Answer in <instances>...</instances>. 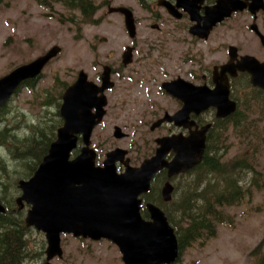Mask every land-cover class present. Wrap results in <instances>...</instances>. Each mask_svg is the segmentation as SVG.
I'll list each match as a JSON object with an SVG mask.
<instances>
[{
    "label": "rangeland",
    "instance_id": "rangeland-1",
    "mask_svg": "<svg viewBox=\"0 0 264 264\" xmlns=\"http://www.w3.org/2000/svg\"><path fill=\"white\" fill-rule=\"evenodd\" d=\"M93 1L100 6L95 23L83 21L78 11H74L76 20H70L66 16L72 11L60 2L48 8L40 5L39 0H0V77L34 60L53 45L62 47L33 87L20 86L0 109V198L8 202L11 217H16V221L25 216V211H19L16 203L20 195L17 182L29 178L35 170L29 177L21 172L28 171V167L24 168L14 155L18 144L12 136L24 138L32 134L35 127L51 125L56 133L55 140L62 124V95L80 70H85L95 82L106 64L114 73L115 86L106 92L107 114L92 134V146L101 156L98 162L101 163L110 150L123 147L129 150L132 162L139 165L155 153L157 137L179 132L170 124L151 129L152 123L166 112L173 114L179 109L176 99L162 90V81L181 75L198 84L201 80L196 75L202 74L205 68L211 71L216 61L210 52L202 62L203 56L198 53L208 45L186 48L152 27L160 23L152 11L156 0ZM111 6H127L133 10L137 21L134 39L128 35L123 15L110 12ZM164 23L171 29L172 20L166 18ZM135 41L139 47L133 53L135 61L125 67L122 54ZM189 52L195 59L192 65L185 59ZM242 79L246 78L234 82V97L240 101L239 110L244 112L241 113L248 116L242 126L246 127L255 113L264 114V93ZM215 111L211 108L200 120L215 121ZM50 119L60 125L50 124ZM116 125L127 133L124 138L114 136ZM169 128H173L172 133ZM237 133V127L227 123L222 144V150L227 153L222 161L230 164L237 158H244L248 163L249 168L242 170L239 182L243 188L242 197L233 205L223 206L226 221L218 224L216 236L184 249L175 264H255L251 253L260 244L264 250V130L261 127L249 146L238 142ZM190 180L185 173L172 179L178 190L172 201L164 204L166 207H181ZM158 187L162 188L161 182ZM24 238L27 245L24 264H45V234L28 227ZM62 246L64 256L53 259L51 264H125L119 247L107 239L96 241L67 234L62 235Z\"/></svg>",
    "mask_w": 264,
    "mask_h": 264
},
{
    "label": "water",
    "instance_id": "water-1",
    "mask_svg": "<svg viewBox=\"0 0 264 264\" xmlns=\"http://www.w3.org/2000/svg\"><path fill=\"white\" fill-rule=\"evenodd\" d=\"M164 2L168 4V1ZM222 10V2L207 10V20H210H206L204 30L225 18ZM109 11L124 16L126 29L130 37L135 38L137 25L133 10L127 6H111ZM198 29L199 25V34ZM193 32L196 33L195 30ZM61 50V46L54 45L36 59L0 77V109L25 80L39 76L45 65ZM132 60L133 47H128L123 53L122 62L127 65ZM237 70L250 72L252 85L264 90V63L254 59L224 64L221 73L215 72L214 88L196 86L179 78L164 82L166 91L177 96L184 104L175 113L166 112L154 121L151 129L169 122L187 128L189 132L156 138L158 147L155 154L138 166L130 163L131 159L126 157L129 151L122 147L107 152L102 165L96 164L97 152L91 146V136L107 112L105 91L115 82L111 79L112 69L108 65L102 72L101 85L90 80L84 70L80 71L75 82L63 94L60 114L64 122L57 129L56 139L33 175L18 181L22 191L17 198L19 208H23L25 202L30 205L25 224L45 233V264L64 256V233L93 240H112L118 245L125 264L177 262L180 246L175 228L166 212L153 202L146 203L150 218L143 217V199L140 195L151 190L155 175L163 168H167L168 177L172 178L201 162L211 123L200 126L191 118V113L200 114L214 107L216 117L225 118L235 112L237 102L230 97L226 72L236 75ZM126 135L121 127L115 126L116 138ZM80 136L83 142L80 153L72 157ZM171 151L174 156L169 160L167 155ZM118 162L124 165L123 171L118 170ZM174 189L170 180L164 183L162 196L165 201L172 199ZM0 212H6L1 201Z\"/></svg>",
    "mask_w": 264,
    "mask_h": 264
},
{
    "label": "trees",
    "instance_id": "trees-1",
    "mask_svg": "<svg viewBox=\"0 0 264 264\" xmlns=\"http://www.w3.org/2000/svg\"><path fill=\"white\" fill-rule=\"evenodd\" d=\"M55 2L62 3L65 8L72 11V14L66 16L72 21L76 20L74 11H78L83 21L96 22L95 15L100 6L93 0H39L40 5L48 8H53ZM61 19L62 17H60ZM29 80L25 81V85L33 87V83ZM234 92L235 87L232 90L233 96ZM261 92L264 93L263 90ZM235 99L238 101L236 112L223 119L215 118L216 120L212 122V127L208 133L207 147L202 162L185 173L191 177V180L186 185V193L182 197L181 207L169 209L164 205L166 202L159 201L157 187L161 182L162 175L160 173L155 177L152 192L146 195V200L159 204L166 211L178 237L180 256L184 249L195 242L204 243L216 236L218 224L226 221L223 206L233 205L242 197L243 188L239 183L243 176L241 172L243 169L249 168V165L244 158H237L230 164L222 161L227 153V151L222 150L224 131L227 123L233 124L237 127L238 142L246 143L249 146L253 136L255 137L261 127L264 130L262 125L264 114L255 113L248 124L249 127H242L248 116L246 117L244 112L239 110L240 101L237 97ZM50 124L60 125L53 123V119H50ZM240 127L242 128L240 129ZM55 136L56 133L53 132L51 125L35 127L32 134L24 138L19 139L12 136L18 144V149L14 151V155L17 156L19 163L24 168L28 167V171L26 169L21 171L25 177H29L32 171L37 169L36 167L47 154ZM77 152L75 151V153ZM208 176L212 177L207 181ZM11 216L13 214L10 207L5 213H0V264H24L27 247L24 236L28 227L24 223V215L18 221L15 220L16 217ZM144 216L148 217L146 209H144ZM251 255L255 258V264H264V250L261 244L253 250Z\"/></svg>",
    "mask_w": 264,
    "mask_h": 264
},
{
    "label": "flooded vegetation",
    "instance_id": "flooded-vegetation-1",
    "mask_svg": "<svg viewBox=\"0 0 264 264\" xmlns=\"http://www.w3.org/2000/svg\"><path fill=\"white\" fill-rule=\"evenodd\" d=\"M164 1H168V4H166ZM221 2L223 8L222 11H224L225 13V18L222 19L221 21H218L216 24H212L211 26H209L207 30H204L208 12L211 11L209 10L207 12V10L209 8L214 7L218 3L220 4ZM155 5L156 7H154L152 11L155 14L154 15L155 18L160 23H155L154 25H152L153 28H155L158 32H163L169 35V39L170 37H172L174 41L178 42L183 47L185 46L186 48L208 45L207 47L205 46L203 52L201 51L198 53L199 55L203 56L202 62L205 60L207 55L210 54V52L212 53V57L216 58V61L211 71H209V68H205L202 74L196 75V77L201 80V82L198 84L194 83L191 80L186 79L181 75L174 76L173 79L168 81H172L179 78L189 81L195 84L196 86L207 85L208 87L214 88L215 72L221 73L222 66L224 64H227L229 62H232L233 64H237L238 62H246L247 60H252V59L257 60L260 63H264V0H156ZM146 9L148 11H151L149 8ZM227 13L229 14L226 15ZM166 18L173 21L171 29H168L164 23V20ZM213 20L214 19H212V21ZM136 25H137V21H136ZM198 25H199V29H198L199 34L197 33ZM165 28L167 29L165 30ZM193 30H195L196 33H194ZM200 32L202 34H200ZM210 42L212 44H210ZM132 47H133V53L137 52L139 48L138 42L135 41ZM185 57L188 63H191L195 60L194 55L190 52L188 54L186 53ZM134 61L135 59L133 56L132 62L128 63L127 65L125 64L123 65H125V67H128L132 65ZM198 61L201 62L200 60ZM105 66L106 65H104L103 67ZM190 72L191 69L189 70V73ZM226 74L229 77L230 97L237 102V108H238V101L232 95L234 82L239 78L240 79L246 78L245 80H248L251 83L252 75L247 70L244 71L237 70L236 75H233L231 72H226ZM112 76H114L113 69H112ZM39 79L40 77L32 78L29 81H31V83H33L34 85L35 82L38 81ZM164 82L167 81H162L161 83L162 90L171 97H173L174 100L176 99V102L179 105V109H180L183 106L184 102L181 101L177 96L167 92L166 89L163 87ZM97 83L98 84L102 83L101 74L99 76V80ZM111 89L113 88L106 90V92L110 91ZM62 99H63V95H62ZM208 110H210V108H208L205 111H202L200 114L191 113V118L195 119L200 125H202L204 121L202 120L200 121V117L204 116V114L208 112ZM60 117L62 119L61 125H63L64 120L61 114ZM164 124L173 125L176 129H178L179 132L184 131L185 133H187V130H185L182 126H177L174 123H166V122L163 123L162 125ZM172 131L173 128H169V133L170 132L172 133ZM131 164L135 165V163L132 162V159H131ZM118 165L119 168H121L119 170L122 171L124 169V165L122 163H118ZM160 174L162 175L161 176V187H162V185L168 179L167 170L166 169L162 170ZM175 191H176V186L174 193ZM151 192L152 189L147 194H150ZM21 194L22 191L20 189V195ZM147 194L141 195V198L143 199V204L145 203ZM157 196L159 198V201L162 200L165 201L162 196L161 188L159 187H157ZM17 198H16V203H17ZM0 201L4 204V206L8 210L9 209L8 202L3 197L0 198ZM29 207H30L29 204L24 203V207L20 209L18 206V209L21 212L25 211V215H26Z\"/></svg>",
    "mask_w": 264,
    "mask_h": 264
}]
</instances>
